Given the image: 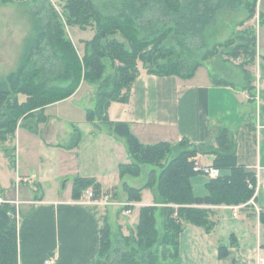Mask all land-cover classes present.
I'll list each match as a JSON object with an SVG mask.
<instances>
[{
    "label": "crops",
    "instance_id": "1",
    "mask_svg": "<svg viewBox=\"0 0 264 264\" xmlns=\"http://www.w3.org/2000/svg\"><path fill=\"white\" fill-rule=\"evenodd\" d=\"M0 1L5 5L17 0ZM258 1L254 16L244 22H258L256 56L246 66L250 83H245L241 71L233 72L228 62L218 67L213 59L187 77L140 70L127 99L114 100L107 108L108 119L126 122L143 144L187 139L192 146L205 149L196 156L197 166L212 165L210 151L217 148V130L227 127L238 164L255 172L254 196L247 203L203 206L210 210L214 222L210 233L190 223L183 226L178 235L177 264H264V0ZM83 84L80 82L69 97L47 104L44 119L17 125L13 137L0 142V199L14 204L19 213L18 264H45L47 258L55 264H92L103 220L112 228L119 204L130 205L128 211L139 206L138 212L141 206L155 204L151 190L147 199L142 190L140 201L126 202L123 184L139 187L128 183L134 175H119V165L131 160L124 138L87 119L90 108L85 109L80 123L72 120V112H60V104L73 103L86 93ZM53 107L54 112H46ZM74 129L80 138L70 145ZM11 153L17 156L13 177ZM76 176L96 178L101 197L90 202L74 199ZM207 179L201 173L190 178L194 195L207 194ZM62 181L70 185L65 195L59 189ZM126 226L130 227L122 223L118 229ZM219 246L225 250L223 255Z\"/></svg>",
    "mask_w": 264,
    "mask_h": 264
},
{
    "label": "trees",
    "instance_id": "2",
    "mask_svg": "<svg viewBox=\"0 0 264 264\" xmlns=\"http://www.w3.org/2000/svg\"><path fill=\"white\" fill-rule=\"evenodd\" d=\"M256 5L257 0H120L116 11L106 14L94 0H64L61 15L52 6L41 16L31 12L33 35L26 40L16 68L0 80V142L12 138L17 125L44 119L47 104L69 97L84 80L97 84L95 104L87 110V119L106 126L127 144L131 160L119 165V175L137 176L143 164L152 166L142 187L124 183L123 189L129 203L140 201L142 189L150 188L156 205L139 208L138 222L128 235L112 236L104 219L92 264H156L158 248L165 246H171L177 262L178 235L186 223L207 233L213 229L210 210L204 205H240L254 196L255 172L238 164L227 127L217 130V148L210 151L214 155L211 166L221 174L208 181L206 195L196 196L190 178L199 174L196 156L205 149L192 146L187 139L143 144L126 122L110 121L107 108L114 100L127 99L140 71L139 63L151 74L191 76L203 63L190 58L191 50L196 43L197 48L207 45V30L216 24L218 11L242 10L245 16L237 24L242 26L254 16ZM67 25L93 28V37L82 55L68 37ZM233 33L207 49L202 60L218 48H227L233 59L243 57L239 67L245 83H250L246 66L256 56L255 30L247 27ZM107 62L112 72L104 76ZM18 94H23L24 100L19 101ZM79 138V131L74 129L70 145H76ZM168 156L171 158L165 161ZM9 157L13 162L12 153ZM73 184L74 199H81L88 188L94 200L102 195L101 184L94 177L76 176ZM157 211L162 218V234L157 227ZM18 215L14 204L0 202V264H18ZM222 248L219 246L221 255L225 251Z\"/></svg>",
    "mask_w": 264,
    "mask_h": 264
},
{
    "label": "rangeland",
    "instance_id": "3",
    "mask_svg": "<svg viewBox=\"0 0 264 264\" xmlns=\"http://www.w3.org/2000/svg\"><path fill=\"white\" fill-rule=\"evenodd\" d=\"M50 1V2H49ZM120 0H94L96 5L104 12V13H114L118 7ZM260 0L258 1V3ZM64 0H17L13 3H8L2 5L0 1V80L3 76L14 70L18 64L19 58L22 54L24 44L26 40L33 35V20L31 12L37 11L39 13L38 16L44 15L48 12V9H51V6L59 13L62 14ZM259 7V5H258ZM245 14L242 10L239 11H227V10H220L217 14V22L216 24L210 26L207 30V45L203 48H197L199 45L196 43L195 47L192 48V52L190 58L195 61H202L203 63L207 60L213 59L217 61L218 67L221 62H228L230 67L233 68V72L240 73L241 69L239 67L240 63L243 60V57L240 56L239 58L233 59L231 56H228L227 48H218L217 52L213 53L212 55L208 56L204 60H202L203 54L206 52L207 49L211 48L214 44L224 41L225 39L234 35L233 32L236 30H243L247 27H252L255 30L257 28V21L252 22V24L247 25L243 24L242 26H237L238 22L244 18ZM45 20L43 19V23ZM162 26V25H161ZM67 35L74 43L78 51L81 55L85 52V47L87 41H90L93 37L94 30L92 27H85L81 28L76 25H67L66 27ZM166 28H161L160 30L163 31ZM259 30V25H258ZM13 33L12 35H8ZM257 39V37H256ZM179 51L180 49L177 48ZM257 52V50H256ZM226 59V60H225ZM202 63V64H203ZM139 69L144 70L141 63H139ZM112 69L110 63L107 62V66L105 68L104 76L108 73H111ZM243 76V75H242ZM84 80H81V82ZM80 85V84H79ZM84 93L83 96L79 95L75 102H65L64 104H60L61 113L69 114L72 112V120L74 122H82L84 121L85 116V109L86 108H93L95 104V91L97 88L96 83H90L84 81L83 84ZM23 94H18V100H24ZM71 103V104H70ZM53 108H47L46 112H54ZM74 111V112H73ZM65 118H67L65 116ZM76 124V123H74ZM66 129L67 123L63 124ZM67 140V139H66ZM65 140V141H66ZM126 143V142H125ZM177 151L172 153L171 155H175ZM171 156H168L165 161H168ZM14 163L11 164V177L14 176V172L16 171V163L17 156L13 155ZM18 160H21V157H18ZM202 162H206L205 158H200ZM164 161V160H163ZM152 168L150 164H143L141 171L138 176L132 177L128 179V183L132 186L141 187L147 181L148 172ZM210 179H207V183ZM191 183V182H190ZM206 183V184H207ZM65 186V187H64ZM69 184L65 183L64 181L61 182L60 188L63 195L69 189ZM192 187V185H191ZM41 190V189H40ZM145 190L142 193V197L144 199L148 198V193L150 192V188H143ZM149 194V195H150ZM120 211L118 212V216L115 218L116 220L113 221V225L111 228V234L113 235H128L129 233L133 232L135 229L136 221L138 220L139 212L138 207H134L133 211H125L122 213V206H125V203L119 204ZM154 205V204H153ZM156 205V204H155ZM160 205V204H159ZM123 206V207H124ZM158 206V205H157ZM118 207V206H117ZM121 213V214H119ZM127 216L124 220L119 216ZM158 211L156 212V222L157 227L160 233H163V226H162V218L158 216ZM122 223H126L130 225V227L126 226V229L122 228L118 229V226L122 225ZM122 227V226H121ZM120 232V233H119ZM118 235V236H119ZM117 236V237H118ZM166 248H158L157 257H156V264H177L176 259L174 258L171 250V246H165ZM143 264H147V262H143Z\"/></svg>",
    "mask_w": 264,
    "mask_h": 264
},
{
    "label": "built area",
    "instance_id": "4",
    "mask_svg": "<svg viewBox=\"0 0 264 264\" xmlns=\"http://www.w3.org/2000/svg\"><path fill=\"white\" fill-rule=\"evenodd\" d=\"M195 170H197L199 173L205 175L209 179L217 178L221 174V171L218 168L212 167V166H197L195 167ZM93 194L90 188L85 189L82 195V199L86 202L93 201L94 199L92 198ZM5 201V200H1ZM45 264H55L54 260L51 258H47L45 260Z\"/></svg>",
    "mask_w": 264,
    "mask_h": 264
}]
</instances>
